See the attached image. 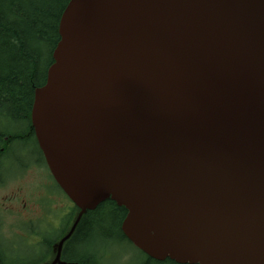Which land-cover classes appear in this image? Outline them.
Segmentation results:
<instances>
[{
    "label": "water",
    "instance_id": "obj_1",
    "mask_svg": "<svg viewBox=\"0 0 264 264\" xmlns=\"http://www.w3.org/2000/svg\"><path fill=\"white\" fill-rule=\"evenodd\" d=\"M31 127L81 217L155 261L264 264V0H69Z\"/></svg>",
    "mask_w": 264,
    "mask_h": 264
},
{
    "label": "trees",
    "instance_id": "obj_2",
    "mask_svg": "<svg viewBox=\"0 0 264 264\" xmlns=\"http://www.w3.org/2000/svg\"><path fill=\"white\" fill-rule=\"evenodd\" d=\"M68 2L0 0V157L12 145L31 137L29 129L34 90L44 85L47 69L53 63L52 52L59 41V19ZM78 212L74 206L71 208L70 215L64 220V230L61 229L55 239L67 232ZM125 215L126 210L111 200L104 201L93 211H87L63 246L64 263L102 264L109 254V245H131L120 229ZM51 244L52 241L48 246H41L49 254L39 253L45 257L43 261L25 264H50L47 258H54V253L49 252ZM2 250L0 247V264H14L9 250ZM39 250L38 245L26 248V252L33 251L30 255L38 254ZM138 252L141 259L135 264H176L168 259L155 261Z\"/></svg>",
    "mask_w": 264,
    "mask_h": 264
},
{
    "label": "rangeland",
    "instance_id": "obj_3",
    "mask_svg": "<svg viewBox=\"0 0 264 264\" xmlns=\"http://www.w3.org/2000/svg\"><path fill=\"white\" fill-rule=\"evenodd\" d=\"M22 144V141L17 142L20 148ZM20 156L26 160V164L32 161L27 153L21 152ZM5 158V156L0 157V159ZM22 170V173L19 174L20 168H15L9 163H3L0 166V183L3 184L0 185V235L4 241L6 240V242H0V247L4 251L12 249L9 251L14 264L30 263L38 258L37 254L26 253V247H32L35 242L33 236L37 230L36 221L42 219L44 212L47 214L48 211L44 208H42L44 211L38 207L33 208L38 201L41 202L52 197L50 199L52 208L47 216L48 220H52V222L60 215L56 217V212L66 213L73 207L70 200L66 199L60 190L51 194L48 187L50 179L46 171L39 167ZM51 235L49 233L47 239ZM56 235L57 233L54 236ZM108 252L109 254L102 260V264H135L141 259L137 249L129 244L109 245Z\"/></svg>",
    "mask_w": 264,
    "mask_h": 264
},
{
    "label": "flooded vegetation",
    "instance_id": "obj_4",
    "mask_svg": "<svg viewBox=\"0 0 264 264\" xmlns=\"http://www.w3.org/2000/svg\"><path fill=\"white\" fill-rule=\"evenodd\" d=\"M31 133V137L29 139H27L25 142H23L21 146V148L16 144L12 145L10 147V150L4 154L3 156H5L6 158L5 159H0V166L3 164V163H9L11 165H13V167H19L20 168V171H19V174L22 173V169H28L29 167H39L41 169H43L44 171L47 172V175L49 177V189L51 191V194H54V192L60 190L58 188V186L55 184L52 176L50 175L49 171H48V168L46 166V163H45V160L43 158V155L38 147V144L35 140V137H34V133L32 130L29 129V134ZM14 148H16V150H14ZM2 152V150H1ZM27 153L28 156H30L32 158V161L28 164H26V160H23L20 156V153ZM5 184V183H4ZM0 185H3L0 183ZM47 187V188H48ZM46 188V189H47ZM47 194H50L49 192H47ZM12 198V197H11ZM43 199V198H42ZM50 199H52V197H49L47 200H44V201H38V203H36L34 207H38L39 209H41L42 211H44L42 208L44 209H48L47 211V214L46 212H44V217L38 221H36V227H37V230L34 232L35 233V236H33L35 242L33 244V246H36L38 245L40 250L39 252L41 251L42 254L46 251H43L41 249V246L44 247L45 244H50V242L52 241V244L50 246V253H54V258H55V255H56V248H55V244L60 241V239H62V237H64L67 232L70 230L71 228V225L69 226L67 232L62 236L60 237L58 240L55 239L56 236L60 235V231L61 229H63V226H64V220L70 215V211H71V208L65 213H61V212H56V217L55 218V221L52 222V220H48V213H49V210L52 208V204L50 202ZM64 230V229H63ZM75 232V231H74ZM52 234L48 239H47V235L48 234ZM55 233H57L56 236ZM55 237V238H54ZM56 240V242H54ZM0 242H6V240L4 241L3 238L0 239ZM27 248V247H26ZM8 250H12V249H8ZM10 251H9V254H10ZM33 252V251H32ZM39 252H38V258L36 260L38 261H43L44 260V256H41L39 255ZM26 253H29L28 251ZM35 254V253H34ZM49 256L48 252H46V256ZM11 256V255H10ZM53 257L50 258L48 257L47 259L49 260V262H52ZM61 261H64V259L62 258V253H61V258H60Z\"/></svg>",
    "mask_w": 264,
    "mask_h": 264
}]
</instances>
